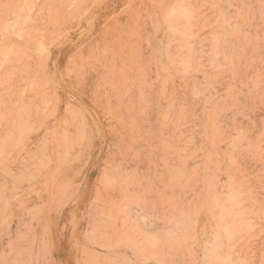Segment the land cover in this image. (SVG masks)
I'll list each match as a JSON object with an SVG mask.
<instances>
[{
	"label": "rangeland",
	"instance_id": "1",
	"mask_svg": "<svg viewBox=\"0 0 264 264\" xmlns=\"http://www.w3.org/2000/svg\"><path fill=\"white\" fill-rule=\"evenodd\" d=\"M0 264H264V0H0Z\"/></svg>",
	"mask_w": 264,
	"mask_h": 264
}]
</instances>
